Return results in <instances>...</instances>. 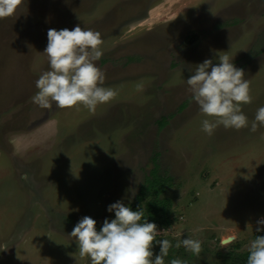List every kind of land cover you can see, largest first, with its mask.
Wrapping results in <instances>:
<instances>
[{
  "label": "rangeland",
  "instance_id": "rangeland-1",
  "mask_svg": "<svg viewBox=\"0 0 264 264\" xmlns=\"http://www.w3.org/2000/svg\"><path fill=\"white\" fill-rule=\"evenodd\" d=\"M77 25L101 34L95 63L116 96L95 112L42 109L31 97L48 70L47 32ZM225 54L250 84L249 127L209 136L186 79ZM261 106L262 0H20L0 18V264H90L68 234L83 216L99 230L122 198L131 207L155 164L172 179L173 212L156 238L202 243L199 256L171 248L165 264L245 256L264 218V127L250 131Z\"/></svg>",
  "mask_w": 264,
  "mask_h": 264
},
{
  "label": "clouds",
  "instance_id": "clouds-1",
  "mask_svg": "<svg viewBox=\"0 0 264 264\" xmlns=\"http://www.w3.org/2000/svg\"><path fill=\"white\" fill-rule=\"evenodd\" d=\"M19 3L20 0H0V18L12 16ZM102 44L99 32L80 25L71 30L50 28L44 50L48 70L35 82L38 91L31 97L32 103L42 109L51 108L53 103L60 109L80 104L95 112L98 105L113 99L116 91L103 86L105 74L95 63L103 56ZM217 59L218 63L205 59L186 79L191 100L206 117L201 121V131L209 136L220 126L236 130L248 128L242 105L252 102L244 69L237 67L227 54L218 55ZM259 127H264V106L257 109L250 131L254 133ZM21 179L27 180V174ZM135 195L131 191V197ZM107 211L114 213L115 218H105L99 230L94 218L83 216L68 234L75 241L80 257H88L90 264H165L170 249L182 246L196 256L202 252L199 240L185 238L173 245L168 239H157V225L149 222L141 207L133 210L126 206L123 198L108 205ZM256 223V231L264 232V218ZM237 239L235 234L228 237L229 242ZM224 243L222 240L221 244ZM154 244L159 245V253L155 255ZM247 250L246 264H264V235L251 240ZM170 264L187 262L176 258Z\"/></svg>",
  "mask_w": 264,
  "mask_h": 264
},
{
  "label": "trees",
  "instance_id": "trees-1",
  "mask_svg": "<svg viewBox=\"0 0 264 264\" xmlns=\"http://www.w3.org/2000/svg\"><path fill=\"white\" fill-rule=\"evenodd\" d=\"M166 124L165 120L159 123V127ZM156 163V161H154ZM158 166L151 171V176L147 178L146 183L141 187L132 203L131 208L136 210L141 207L149 222H154L157 229L162 227H171L173 224L172 200L166 194V191L172 186V179L168 176H161L157 172ZM264 235V232L257 236ZM248 254L242 257L230 256L224 264H246ZM234 261H233V259Z\"/></svg>",
  "mask_w": 264,
  "mask_h": 264
},
{
  "label": "water",
  "instance_id": "water-1",
  "mask_svg": "<svg viewBox=\"0 0 264 264\" xmlns=\"http://www.w3.org/2000/svg\"><path fill=\"white\" fill-rule=\"evenodd\" d=\"M263 1V3H264V0H262Z\"/></svg>",
  "mask_w": 264,
  "mask_h": 264
}]
</instances>
